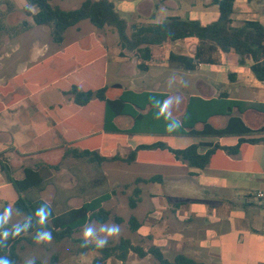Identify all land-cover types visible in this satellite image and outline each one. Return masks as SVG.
Here are the masks:
<instances>
[{"label":"crops","instance_id":"0c3cea01","mask_svg":"<svg viewBox=\"0 0 264 264\" xmlns=\"http://www.w3.org/2000/svg\"><path fill=\"white\" fill-rule=\"evenodd\" d=\"M109 1L126 20L121 13L135 14L136 19L143 22L138 25L158 24L180 17L207 26L220 17L213 0ZM25 6L28 7L27 2ZM233 20L235 25L243 21H258L264 25V0H236ZM84 22L67 30L62 43L53 41V44L62 45L68 32L75 30L76 37L81 38L62 47V51L37 61H31L30 56L25 55L24 61H14L13 58L11 63L20 67L29 87L33 84L29 74L40 71L43 66L52 73L58 67L54 60L57 56H70V61L75 62L73 75L58 81L45 76L42 83L35 84L37 88L48 90L59 82L70 80V86L79 85L84 90L104 88L107 101L93 99L86 106H78L72 96L65 94L68 97L64 103H41L37 105L36 114L22 115L21 119L11 116L17 119V123L9 131L8 153L26 157L41 155L49 157L50 161L65 154L64 162L70 164L71 187L81 183L82 175L78 169L81 161L104 169L101 181L105 185L112 186L114 181L117 186L132 184L130 198L136 189L140 191V202L135 210L146 204L149 211L142 221L137 218L141 224L139 232L147 231L153 247L159 248L163 254L171 250L176 256L185 255L200 264H264V142L253 144L247 141L264 136V82L255 78L251 61L247 60L242 66L234 53L225 55L219 51H205L194 70L172 66L171 54L195 58L200 43L188 39L162 47L154 46L156 60L149 62L148 69L143 71L135 57H121L119 40L114 46L107 43L104 35L84 32L82 26L90 24ZM33 23L32 19L25 33L46 28ZM90 26L100 31L109 28ZM108 46L119 47L113 62V59L109 61ZM95 48L104 55L85 65L78 63L77 59H83V55L90 54ZM42 52V49L37 51ZM99 62H103L102 68L96 71L94 66ZM61 65L59 68L63 70L71 68L69 61L62 60ZM88 67H92L96 75H102V88L83 87V80L78 75ZM116 76L117 82L110 86L109 78ZM108 101L118 103L111 105L107 104ZM165 101H168L169 108L162 113ZM232 101L239 102V106L232 108ZM88 106H105V110L107 106L112 112V120L103 121L100 128V119L93 109L84 117L86 120L77 121L76 117L85 113ZM115 111L121 112L115 114ZM234 117L240 118L251 132L244 133L238 123L232 125L233 130L222 135H212L209 131L226 130ZM87 118H97L98 128L80 131L81 123H86ZM104 125L109 129L106 130ZM169 126L174 130L166 131ZM96 137L100 138L96 145L89 142L90 145L85 146V140ZM145 138L165 139L166 144L172 142L175 149L199 145V153L203 155L212 151L210 164L198 168L169 148L140 150L136 145L127 144ZM109 149L112 150L108 158L101 164L76 156L85 150L106 155ZM132 155H136V159L125 162ZM7 173L10 178L7 177V182L0 187L7 186L10 179L25 177L24 171L21 177ZM126 177L129 178L127 181ZM115 192L111 190L103 195L109 197L107 202L114 199ZM77 194L78 190L74 191L71 199L77 200Z\"/></svg>","mask_w":264,"mask_h":264},{"label":"trees","instance_id":"16d2710c","mask_svg":"<svg viewBox=\"0 0 264 264\" xmlns=\"http://www.w3.org/2000/svg\"><path fill=\"white\" fill-rule=\"evenodd\" d=\"M26 2L28 7L25 12L33 19L34 24L48 27L51 30V36L55 43H62L67 30L84 21H88L99 29L114 28L122 50L120 53L121 57H126L127 55L135 57L138 61V67L145 71L148 69V63L156 60L153 55L154 46L162 47L178 41L196 39L200 45L195 58L171 54L169 61L172 66L194 70L205 51H219L225 55L234 53L242 66H245L246 61L250 60V68L255 78L260 82H264V25L258 21H243L239 25H235L233 14L236 0H213V5L219 8L220 17L217 21L207 26H203L199 21L172 17L158 24L134 25L130 33L128 21L120 15L115 5L109 0H85L79 8L74 10H64L59 6L53 5L52 0H26ZM31 9L36 11L32 12ZM103 55V51L95 48L90 54L83 55V59H77V61L85 65ZM54 60L57 62L58 67L53 72V81H58L65 76L74 74L75 62L70 61V56L59 55ZM62 60L71 63L70 70L59 68L62 66ZM58 85L55 88L60 89L66 95L72 96L74 103L78 106H86L93 99L107 101L104 88L93 91L81 89L79 85H72L67 89ZM117 103L108 101L107 104L114 105ZM239 104V102L232 101L231 107L234 108L239 106ZM119 112L115 111V114ZM110 113L109 121L112 120L111 110ZM234 123L240 124L244 133L251 132L244 126L241 119L237 117L230 119L226 130L215 131L212 129L209 131H211L212 135H222L233 130L232 125ZM247 141L259 144L264 142V136H255ZM127 144L136 145L140 150L169 148L186 159L191 166L198 168L208 166L212 155V151L205 155L199 153V145H188V147L175 149L172 146V142L167 145L165 139L145 138L138 139L135 144L130 142ZM111 150L109 149V153L106 155L104 153L99 155L85 150L78 152L76 156L78 158H88L91 162L101 164L108 158ZM65 157V154L61 155L58 158L59 162H62ZM132 159L135 160L136 155H132L131 159H126L125 162H131ZM51 166L58 168V165ZM5 172L7 173L8 171ZM24 173V179H10L7 186L0 187V218L4 221L0 225V259H6L8 264H20L21 257L17 251V245L22 240L35 241L34 238L37 235V231L47 229L56 241H62L71 238L75 232L84 228L91 221L105 224L110 220L111 213L103 206L109 200L108 196L98 197L79 208L56 214L53 207L47 202L28 198L29 192L42 186L44 182L40 172L25 169ZM7 176L10 178L8 173ZM139 194L140 191L136 189L133 197L130 198L131 209H135L140 202ZM41 207H46L50 210L48 220L43 226L38 225V218L35 215ZM12 208H16L19 212L26 214V220L16 226L7 224L5 215ZM114 221L118 224L124 222L121 217H114ZM129 225L132 232H137L141 227L140 222L134 216L130 218ZM3 233H6V236H3ZM29 234H33L31 239L28 237ZM81 249L83 252L93 250L102 254V257L96 259L94 264H108V261L113 257L121 262H126L131 252L136 253L141 259L152 255L158 261L157 264H200L181 254L176 256L174 261H170L164 257L159 248L152 247L149 250H145L133 245L129 239H122L113 247L97 249L94 245H89L81 247Z\"/></svg>","mask_w":264,"mask_h":264},{"label":"rangeland","instance_id":"374dc122","mask_svg":"<svg viewBox=\"0 0 264 264\" xmlns=\"http://www.w3.org/2000/svg\"><path fill=\"white\" fill-rule=\"evenodd\" d=\"M84 1L85 0H52V3L64 10H72L80 6ZM25 5L26 0H0V184L7 182L8 176L7 173H4L7 170L15 177H21L26 167L31 168V170H39L43 177L44 184L30 191L28 198L47 202L54 208V211L59 214L74 208H79L85 203H88V201H92L93 199L111 192V190H115L116 192L114 199L103 205L104 208L111 213L110 220L107 223L101 224L97 221H91L84 228L75 232L71 238L62 241H56L53 237L50 243H36V241L32 240H22L17 245V251L21 257L20 264H94L96 259L102 257V254L93 250L86 252L82 251V232L86 227L90 226L95 229L97 238H102L105 234L100 231L101 227L112 223L119 225L121 231L118 237L109 239L106 247H113L122 239H129L135 246L145 250L151 249L153 244L147 231L142 230L139 232L138 230L137 232H132L129 225V220L132 216L142 221V219L146 218L145 215L149 214L146 204L144 206L139 205L136 210L130 208V195L134 188L132 184L126 187L117 186V183L114 181L112 186L105 185L101 181V175L104 169L101 170L96 165L81 161L78 164L79 173L82 175L81 183L76 187H71L69 180V162L65 163L64 160L59 162L58 159L50 161L48 159L49 157L45 158L41 155L30 154L26 157L17 153H8L9 148H7V144L9 146L10 142L8 138L9 131L11 126H14V123L17 121V119L14 120L11 116H17V118L21 119L22 115L30 113L36 114L38 104H47V102L64 103L67 101L68 97L63 94L60 89L55 88V86L48 88V90L37 88L35 84L39 82L42 83L43 77L51 76V78H53V72L50 73L47 66H43L40 71L29 74L28 78L33 84L27 87L24 82L25 76L19 71L20 67L13 66L14 64L12 65L11 60L14 58V61H24L25 55L30 56L31 61H37L38 59L42 60L43 56L47 57L51 54H55L54 52H58L59 50L62 51V47L64 48L68 43L81 38L76 37L78 34L75 30H70L66 36L67 39H65V42L62 45H57L53 44L51 30L48 27L25 33L27 26L32 23V18L25 12ZM121 14L130 22L129 33L134 25L143 23L136 19L137 16L135 14ZM82 27L84 32L94 31L99 35H104L109 44L113 45L115 41L117 44L119 40L114 28L100 31L92 28L90 24H84ZM116 44L114 46H116ZM38 49H42L43 52L37 53ZM118 50V46L115 48L108 46L109 61L110 59H113L111 62L114 61L116 57L115 53ZM102 64L103 62L95 64L94 68H96V71L102 68ZM78 77L83 80L84 85H82L86 89H99L103 86L102 75H96L92 67L86 68ZM115 79H117V76L115 78H109L110 86L117 82ZM70 84V80H67L59 82L58 86L67 89ZM135 101L140 102V100L136 99ZM93 109L97 112L96 117H98V120L100 119V128H102L103 121L105 123L108 122L111 116L107 106V110H105V106H88L84 111L85 113H80L78 116L76 115V119L79 122L86 120L84 117ZM87 120L86 123H81L79 127L80 131L87 132L89 128H98L99 122L97 118L93 120L87 118ZM107 124L109 125L110 123ZM104 128L106 130L109 129L105 127V125ZM98 141H100L98 137L91 141L85 140V146L93 142H95L93 145H96ZM39 162L41 164H39ZM51 165H58V169H55V167ZM131 171L132 170H130V172ZM131 176L132 175H130V177ZM128 177H126V181L129 179ZM77 190L78 199H71L74 198L73 193L74 191L77 192ZM114 217H121L124 222L118 224L114 221ZM26 218V214L19 212L16 208H12L6 215V222L11 226H16L25 221ZM32 235L33 234H29L28 237L31 239ZM175 256L176 254L171 250L167 254H164V257L170 261H174L176 258ZM157 263L158 261L152 255H148L141 259L134 252L129 254L126 262H121L114 257L108 261V264Z\"/></svg>","mask_w":264,"mask_h":264},{"label":"clouds","instance_id":"9594fccd","mask_svg":"<svg viewBox=\"0 0 264 264\" xmlns=\"http://www.w3.org/2000/svg\"><path fill=\"white\" fill-rule=\"evenodd\" d=\"M169 108L168 101H165L164 105L162 106V113H166ZM174 127L169 126L166 128V131L170 132L173 131ZM36 217L38 225H45L48 217L50 215V210L46 207H41L36 212ZM31 220V218H29ZM3 219L0 218V225L3 224ZM101 232H103L105 235L102 238H97L95 229L93 227H86L82 232V244L81 247H87L89 245H94L97 249H103L108 245L109 239L116 238L120 234V226L116 225L114 223L107 224L101 227ZM3 236H6V233L2 234ZM36 243H50L52 240L51 232L47 229H44L43 231H37V235L34 238ZM0 264H8V261L6 259H0Z\"/></svg>","mask_w":264,"mask_h":264}]
</instances>
